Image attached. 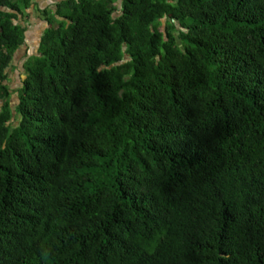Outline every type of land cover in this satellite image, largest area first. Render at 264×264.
I'll use <instances>...</instances> for the list:
<instances>
[{"label":"trees","instance_id":"obj_1","mask_svg":"<svg viewBox=\"0 0 264 264\" xmlns=\"http://www.w3.org/2000/svg\"><path fill=\"white\" fill-rule=\"evenodd\" d=\"M33 1L0 0V264H264V0H59L13 90Z\"/></svg>","mask_w":264,"mask_h":264},{"label":"rangeland","instance_id":"obj_2","mask_svg":"<svg viewBox=\"0 0 264 264\" xmlns=\"http://www.w3.org/2000/svg\"><path fill=\"white\" fill-rule=\"evenodd\" d=\"M59 0H34L35 3L30 9L25 12V15L22 17L23 23L27 26L26 41L21 46V48L16 52L12 66L9 70V84L13 87V90H16L18 84L25 77V68L24 64L29 56L40 55L38 53L39 44L42 37V32L45 28L48 27L47 20L45 16L40 11V8L44 6V3L49 2V5L53 6ZM167 26H164L166 29ZM16 95L13 93L11 102L12 105L15 104Z\"/></svg>","mask_w":264,"mask_h":264},{"label":"crops","instance_id":"obj_3","mask_svg":"<svg viewBox=\"0 0 264 264\" xmlns=\"http://www.w3.org/2000/svg\"><path fill=\"white\" fill-rule=\"evenodd\" d=\"M52 5H53V4H52ZM47 6H51V5H49V2L44 3V6H42V8L47 7ZM27 37H28V34H27ZM27 37H26V38H27Z\"/></svg>","mask_w":264,"mask_h":264}]
</instances>
